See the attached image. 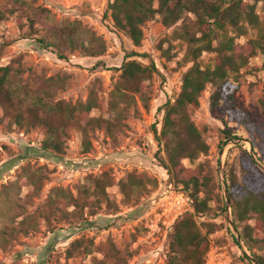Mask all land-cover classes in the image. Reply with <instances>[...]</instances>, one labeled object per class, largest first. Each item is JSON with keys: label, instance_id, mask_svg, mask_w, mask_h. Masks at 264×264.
Returning a JSON list of instances; mask_svg holds the SVG:
<instances>
[{"label": "rangeland", "instance_id": "1", "mask_svg": "<svg viewBox=\"0 0 264 264\" xmlns=\"http://www.w3.org/2000/svg\"><path fill=\"white\" fill-rule=\"evenodd\" d=\"M2 1L5 17L0 18V65L9 64L18 68V77L30 83L49 76L67 75L64 87L54 94L55 100L85 102L92 89L99 105L89 114L108 118L109 96L120 71L107 68L120 66L124 54L131 50L145 53L147 57L135 58L143 64L154 62L164 80L161 82L157 74L153 75L147 107L136 95L135 102L126 108L121 125L112 136L104 127L88 130L90 146L87 151L84 150L80 132L75 129L67 130L63 138L64 152L57 154L41 149L43 133L38 127L7 130L0 124V209L1 201L9 197L10 202H15L12 208L20 212L13 225L30 214L35 219L25 232L13 231L12 235H6L8 243H0V264H92L94 259L104 258L109 241L122 252L131 253L126 264H168L172 225L182 214L192 212V208L186 191L168 181L166 170L158 162L156 156H164L165 153L157 145L152 129L153 126L160 129L162 111L159 108L177 96L181 75L191 64L178 65L186 44L173 38L172 27H164L160 17H156L142 25L141 46H133L105 14L109 0H25L30 5L24 10L18 9L19 3ZM244 1L255 3L254 0ZM10 8L17 12L9 14ZM256 11L263 15L259 2L256 3ZM16 14L21 15L22 27L16 20ZM28 16L33 19L31 30ZM74 20L103 38L106 50L102 55L91 57L79 50L66 49L63 51L66 58L59 59L50 48H42L35 40L36 36H51L54 28ZM251 37L248 29L247 33L235 38V43L244 44ZM167 48L169 51L164 53ZM209 56V53L203 52L200 59L206 62ZM17 58L20 60L17 61ZM97 61H101L104 67L91 69ZM262 61V55L257 53L250 57L248 66L242 67L236 74L230 73L238 84L233 108L248 115L257 141L264 135V115L260 105L264 97V74L260 70ZM210 92V86H206L199 97L198 108H188L192 121L208 145L207 154L198 160L211 168L213 191L222 202L213 200V211L196 216L198 222L220 225L214 231H209L208 226H201L209 242L204 264H253L249 258H242L244 251L233 242L227 217L224 218L223 213L217 210L218 204L224 205L218 170L220 160L223 167L226 159L232 163L237 178L241 179L237 145L241 144L247 151L249 148L247 140L238 143L230 141L219 150L221 130L228 126L239 135L246 136L247 132L237 120L229 119L220 110L209 108ZM182 162L190 167L198 163H190L186 158ZM24 166L42 168L45 177L39 193L31 194L27 186H17L18 175ZM256 167L261 169L257 164ZM104 171L110 174L114 184L106 187L108 201H101L98 206L92 207L95 211L93 215L86 210L83 219L49 214L46 220L38 216V210L48 214L45 202L52 188L60 187L76 196L77 188L86 182L88 175L98 176ZM130 172L137 175L144 173L155 179L157 184L155 187L148 185V191L138 200L125 203L116 183ZM71 209L72 206L65 207L68 212ZM249 223L252 224L253 220ZM11 226L8 219L0 216V230L3 228L9 232ZM76 239L91 240L90 252L75 251L72 256H67L66 248Z\"/></svg>", "mask_w": 264, "mask_h": 264}, {"label": "trees", "instance_id": "2", "mask_svg": "<svg viewBox=\"0 0 264 264\" xmlns=\"http://www.w3.org/2000/svg\"><path fill=\"white\" fill-rule=\"evenodd\" d=\"M11 1L19 3L20 10L30 5L25 0ZM254 1L252 4L244 0H109L105 10L114 27L135 47L141 46L142 25L160 17L164 27H172L171 36L186 44L185 53L178 65L191 63L181 75L177 96L173 101L167 100L159 108L162 111L160 129L157 130L155 126L152 129L157 145L165 153L164 156H156L158 162L166 170L168 181L186 191V198L192 208V212L182 214L172 225L168 264H204L209 242L201 226H208L209 231L220 227L215 223L196 220L197 215L203 216L213 211V200L221 202L218 194L213 191L211 168L198 160L200 156L207 154L208 145L188 112V108H198L199 97L206 86L211 88L209 108L220 110L229 119L237 120L247 132L246 136L239 135L224 126L218 143L219 150L230 140H247L256 156L264 163V135L257 141L248 115L233 108L238 84L230 77V73L236 74L242 67L248 66L250 57L257 53L263 57L260 70L264 74V0ZM258 2L262 16L256 11ZM3 5L4 2L0 0V18L5 17ZM15 12L17 10L13 8L8 10L9 14ZM19 15L16 14V20L22 27ZM28 20L31 30L33 19L29 17ZM248 29L252 37L244 44L235 43V38L247 33ZM35 40L42 48H50L59 59L66 58L63 53L66 49L79 50L91 57L102 55L106 50L103 38L78 20L54 28L51 36H36ZM168 51L169 48L164 53ZM203 52L210 54L206 62L200 59ZM135 57L147 55L131 50L124 54L120 66L107 68L120 71L109 96L108 118L89 114L90 110L99 105L92 89L85 102L71 103L53 99L56 90L64 87L67 75L49 76L30 83L18 77V68H12L9 64L0 65V124L7 130L38 127L43 133L41 149L57 154L64 152L63 138L67 135V130L75 129L80 132L84 150L87 151L90 146L88 130L104 127L112 136L121 125L126 108L135 102L136 95L142 105L147 107L153 75L157 74L161 82L164 80L154 62L143 64ZM99 66L104 67V64L97 61L91 69ZM260 105L264 115V97L260 100ZM237 146L241 179L237 178L234 165L227 159L223 167L230 213L241 241L256 263L264 264V172L256 167L246 148L241 144ZM184 158L190 163L199 162L194 167L186 166L182 162ZM44 177L41 167L24 166L16 183L18 187L27 186L31 194H37ZM113 184V178L104 171L98 176L88 175L86 182L77 188L76 196L60 187L52 188L45 202L48 214L38 210V216L46 220L49 214L60 217L72 215L83 219L86 210L93 215L95 211L92 207L98 206L101 201H108L106 187ZM116 184L123 201L128 203L138 200L148 191V185L155 187L157 182L144 173L137 175L130 172ZM1 204L0 216L8 219L12 225L9 232L3 228L0 230V243L4 245L8 243L6 235H12L13 231L25 232L35 219L30 214L13 225L20 214L12 208L15 202H10L9 197H6ZM66 206H72L70 212L65 210ZM217 210L223 213L224 218L227 217L223 204H218ZM250 220H253L252 224L249 223ZM231 237L240 249L234 235ZM90 247L91 240L76 239L66 248V255L72 256L75 251L88 253ZM105 254L102 259H94L92 264H126L127 257L131 255L128 251L119 250L111 241L107 244ZM242 258L248 260L245 253H242Z\"/></svg>", "mask_w": 264, "mask_h": 264}, {"label": "water", "instance_id": "3", "mask_svg": "<svg viewBox=\"0 0 264 264\" xmlns=\"http://www.w3.org/2000/svg\"><path fill=\"white\" fill-rule=\"evenodd\" d=\"M230 141H232L234 143H238V142L246 141V140L237 139V140H230ZM248 152L252 156V158L254 159L255 163L264 171V163L262 161H260V159L258 157H256V155H255L254 151L251 149L250 145H249V148H248ZM218 170H219L220 181H221V185H222V189H223V193H224V206H225V209H226V212H227V221L229 223V226H230V228H231V230L233 232V235H234L236 241L239 243V245L242 248V250L244 251V253L247 255V257L250 259V261L253 264H257L256 261L254 260V258L250 255V253L247 250V248L243 245V242L241 241V238H240L239 234L237 233V231L234 228L233 221H232V216H231V213H230V203H229L228 193H227V189H226V183H225L224 176H223V163H222V160H220V165H219Z\"/></svg>", "mask_w": 264, "mask_h": 264}]
</instances>
